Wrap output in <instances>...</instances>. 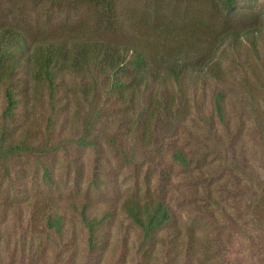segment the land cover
<instances>
[{
	"label": "rangeland",
	"instance_id": "rangeland-1",
	"mask_svg": "<svg viewBox=\"0 0 264 264\" xmlns=\"http://www.w3.org/2000/svg\"><path fill=\"white\" fill-rule=\"evenodd\" d=\"M150 2L120 0L119 13H150L152 25L156 14L171 18L182 4ZM187 6L207 34L215 25L207 7ZM236 8V29L259 26L260 39L254 53L244 36L219 47L203 38L205 55L220 49L222 81L188 74L179 86L142 89L133 104L103 92L86 102L69 77L54 107L39 91L31 121L35 145L47 153L0 163V264H264V0H238ZM179 15L184 26L188 18ZM98 18L79 4L0 0V25L15 24L31 39L125 43L101 30ZM220 33L214 29L212 39ZM4 104L0 96V115ZM136 200L162 203L169 221L145 236L124 210ZM83 206L95 222L93 247ZM37 209L61 216V234L36 220Z\"/></svg>",
	"mask_w": 264,
	"mask_h": 264
},
{
	"label": "trees",
	"instance_id": "trees-1",
	"mask_svg": "<svg viewBox=\"0 0 264 264\" xmlns=\"http://www.w3.org/2000/svg\"><path fill=\"white\" fill-rule=\"evenodd\" d=\"M18 1L22 4L36 1L73 3L95 8L99 13L100 29L122 37L125 43L100 39L43 41L29 38L27 32L15 24L0 25V96L5 103L0 115V163L22 154L42 156L47 153V149L35 145L39 131L31 121L34 111L41 107V89L48 92L50 107H54L60 90L67 86L65 78L69 77L74 82L72 86L86 102H98L103 92L109 99L115 97L121 103L133 104L142 89L167 83L179 86L181 79L188 74L206 72L211 78L222 81L224 72L222 55L219 57L218 53L220 49L205 55L203 38L212 40L208 41L210 47H219L222 44L234 46L244 36L254 53L260 39L259 34H255L260 31L259 26L244 31L236 29L235 17L242 14L236 8L238 0H176L182 3L179 12L175 11L173 17H163V20H158L156 14V24L152 25L148 21L150 13L142 18L136 17L131 9L119 13L120 0ZM150 3L155 2L151 0ZM190 3L207 7L215 22L213 27L206 26L207 34L201 33L196 20L186 13ZM180 13L188 18L184 26H179L181 24L177 22ZM214 29L221 32L220 39H212ZM126 39L130 41L126 42ZM141 39L151 43V48L145 50L141 47ZM193 40L199 44L195 52L181 48L185 46L183 41ZM176 42L177 45L173 46ZM124 94L126 100L123 99ZM216 108L218 113L222 111L219 100ZM90 126L87 125L86 130ZM124 206L128 218L142 229L145 236L170 219L167 209L160 202L152 205L151 202L140 204L136 200ZM79 216L88 228V241L93 247L95 222L86 217V206H83ZM35 218H46L47 230L61 234L63 224L57 212L48 215L44 210L37 209Z\"/></svg>",
	"mask_w": 264,
	"mask_h": 264
}]
</instances>
